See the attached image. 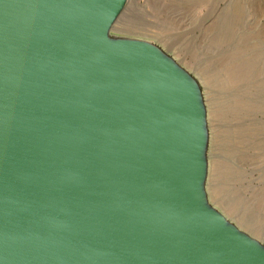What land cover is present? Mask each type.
Here are the masks:
<instances>
[{
  "label": "water",
  "instance_id": "1",
  "mask_svg": "<svg viewBox=\"0 0 264 264\" xmlns=\"http://www.w3.org/2000/svg\"><path fill=\"white\" fill-rule=\"evenodd\" d=\"M129 0H0V264H264L210 195L202 80L115 31Z\"/></svg>",
  "mask_w": 264,
  "mask_h": 264
},
{
  "label": "rangeland",
  "instance_id": "2",
  "mask_svg": "<svg viewBox=\"0 0 264 264\" xmlns=\"http://www.w3.org/2000/svg\"><path fill=\"white\" fill-rule=\"evenodd\" d=\"M115 31L160 42L202 80L211 198L264 241V0H129Z\"/></svg>",
  "mask_w": 264,
  "mask_h": 264
}]
</instances>
